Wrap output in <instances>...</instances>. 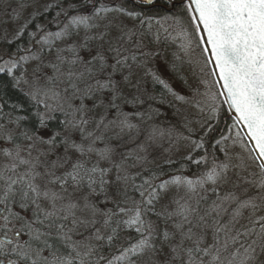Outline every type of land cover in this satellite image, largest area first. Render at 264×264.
<instances>
[{"label": "snow or ice", "instance_id": "1", "mask_svg": "<svg viewBox=\"0 0 264 264\" xmlns=\"http://www.w3.org/2000/svg\"><path fill=\"white\" fill-rule=\"evenodd\" d=\"M0 25V264H264V0H0ZM164 45L198 128L149 87L188 103Z\"/></svg>", "mask_w": 264, "mask_h": 264}, {"label": "rangeland", "instance_id": "2", "mask_svg": "<svg viewBox=\"0 0 264 264\" xmlns=\"http://www.w3.org/2000/svg\"><path fill=\"white\" fill-rule=\"evenodd\" d=\"M13 2H15V0H13ZM25 16H27V13H25ZM0 27H9L10 29V26L6 25H0ZM0 51H5V49L0 48ZM174 52H176L175 46L164 45L161 55L153 62L152 67L160 78L163 79L176 94L186 97L188 103L176 100L175 97L169 94L161 85L154 84L150 77L149 87L154 94L164 99L165 104L162 111L168 119L175 123L177 121H182L183 116H187L188 120L193 122L191 126L198 128L196 121L199 119V113L193 106L195 100L194 90L198 85L196 74L198 70L195 67L189 68L187 65H185L181 71L173 70ZM202 90L203 89H201V91ZM177 108L181 110V116L174 115ZM223 132H225V130Z\"/></svg>", "mask_w": 264, "mask_h": 264}, {"label": "trees", "instance_id": "3", "mask_svg": "<svg viewBox=\"0 0 264 264\" xmlns=\"http://www.w3.org/2000/svg\"><path fill=\"white\" fill-rule=\"evenodd\" d=\"M9 95L11 96V101L10 102H15L17 100H20L22 101L23 98L22 97H19L15 92H11L9 93ZM226 122V118L224 119H221V122H219L220 124H217L215 126V130L211 133V136L208 138L209 140V143L212 142V138H218V136L223 133V131L226 129V126H224ZM224 127V128H223Z\"/></svg>", "mask_w": 264, "mask_h": 264}, {"label": "flooded vegetation", "instance_id": "4", "mask_svg": "<svg viewBox=\"0 0 264 264\" xmlns=\"http://www.w3.org/2000/svg\"><path fill=\"white\" fill-rule=\"evenodd\" d=\"M220 122H221V120H220ZM218 124H220V123H218ZM224 126H226V127L228 126L227 122H225ZM223 128H224V127H223Z\"/></svg>", "mask_w": 264, "mask_h": 264}]
</instances>
